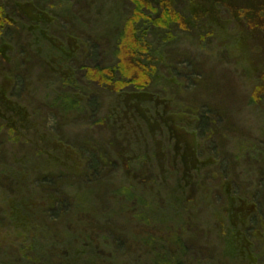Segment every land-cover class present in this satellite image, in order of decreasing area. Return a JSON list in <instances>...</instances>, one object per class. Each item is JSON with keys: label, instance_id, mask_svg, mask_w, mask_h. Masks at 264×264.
I'll return each mask as SVG.
<instances>
[{"label": "trees", "instance_id": "1", "mask_svg": "<svg viewBox=\"0 0 264 264\" xmlns=\"http://www.w3.org/2000/svg\"><path fill=\"white\" fill-rule=\"evenodd\" d=\"M8 1L14 3L11 8L6 9L4 6ZM16 1L0 0V47L11 45L13 38L21 39L26 36L33 43L30 50L33 57L30 68L26 69L28 75H20L17 71L6 94L0 95V230L2 227L11 230L18 242L11 249L6 248L10 257L4 255L0 248V264H89L93 261L98 264L100 250L115 264H264L263 212L259 214L260 209L255 211L253 216L247 217L246 222L241 207L239 217L243 223L230 221L227 216L234 206L226 209L228 200L223 194L222 182L203 180L200 165H188L187 174L190 175L188 178L184 176L182 185H178L171 177L167 184L158 180V187L156 184L151 185L152 190L150 187L144 189L143 181L129 184L119 172H103L101 164L105 158L97 152L89 159L87 168L77 165L73 168L72 163L67 160L66 144L58 138L63 131L57 127V120V131H53L47 119L30 120L13 113L16 102L23 106L28 104L25 101L30 95L22 91L27 85L33 84L34 72L40 68L41 72L47 73L48 69L53 68L55 59L53 52H48L50 57L39 55V48L52 49L45 40L52 35L48 33V27L36 23L32 18L26 19L20 13V7L15 5ZM205 1L208 0H198L201 3ZM251 1L252 6H239L238 19L249 29L257 27L264 31V0ZM24 3L36 12H46L53 21L59 18L58 21L63 22L64 32L55 38L63 36V39L72 38L77 41V48L73 50L80 53L78 56H71V60L78 62V57L87 53L97 65L105 61L103 67H96L98 75L95 78H92L88 68L81 70L85 84H95L90 91L81 90L74 97L66 91L60 92L61 97L55 95L53 102H58L59 112L67 118L63 123L67 127L73 124L70 119H74L78 112L89 108L83 102L93 98L91 105L95 110L92 113H96V120L93 121L92 128L112 118L113 122L116 120L119 123L121 131H125L130 122L137 134L146 136L148 127L141 117L143 115L134 107L136 99L129 95L153 94L157 88L156 96L164 98L167 103L169 100L183 99L186 94L182 89L183 76L185 72L188 73V69H179L173 61L179 55L193 57L197 41L204 35H209L202 24L205 16L203 13L180 9V6L187 4L186 0H29ZM242 3H245L244 0H218L215 5L229 7L235 18L234 8ZM13 18L20 20L15 23ZM233 18L229 20L233 22ZM57 23L49 26L53 32ZM85 39L92 41V48L84 49ZM65 46L68 47L66 42ZM7 50L8 47L6 52ZM2 56L0 49V59ZM204 61V71L206 67L207 70L213 67L212 58ZM55 65L61 66V62L57 61ZM9 68L13 71V66ZM64 68L72 69L73 72L62 79V87L78 90L76 84L80 81L79 70L75 71L76 68L68 63ZM4 70H7V63H1L0 60V83L4 78ZM217 70L220 71L218 68L210 73ZM224 74L225 77L229 75L227 72ZM249 86L245 98H248L249 103L255 104V87L260 98L264 97V77L260 86L253 83ZM204 92L202 97L210 101L213 92ZM36 94L37 89L31 93L33 99L39 98ZM224 95L226 98L235 97L229 93ZM42 98L48 105L49 95ZM106 102L112 104L107 106ZM50 106L52 107L51 103ZM141 106L146 108L144 104ZM177 107L175 114L189 115L180 108L181 105ZM171 112L169 116H172ZM220 113L219 108L215 107L210 113H202L199 118L193 119V123H196V132L193 131V134L200 139L194 156H198V150L204 147L208 135L216 131L211 127L215 116L223 117ZM158 116L161 117L156 113L152 115L159 119ZM143 117L147 120L150 116L144 114ZM35 125H38L35 127L38 132L31 135L27 131ZM185 125L188 127L187 124H182ZM230 130V127H224L219 131L224 141L223 134H229ZM119 131L118 129L117 133ZM170 136V133L161 136L159 141H167ZM242 141L240 138L237 141L232 139L226 144L236 152V156L234 153L232 158L237 159L235 170L240 174L236 176L245 186L241 193L244 200L249 195L248 192L254 194L255 191V195L250 194L254 198L258 192H262L257 179L264 173V157L256 144L252 146L246 143L242 146ZM200 154L207 155L204 150ZM71 155L76 158V150ZM211 159L212 164L207 168L209 173L220 171L214 158ZM175 194L180 196V201ZM232 195L235 196L234 193ZM25 202L29 204L25 205ZM32 202H36L38 207ZM158 204H164L172 213L176 211L173 223H157L149 214L152 207L155 211L160 210ZM257 204H264V200ZM48 209L61 213L64 218L56 223L42 222L38 217ZM21 213L29 216L30 231L25 232L19 226L17 218ZM196 215L200 218L198 224L195 222ZM16 220L19 226L17 229L13 227ZM105 225H109L112 233L110 238L119 236L124 239L123 249L103 237L104 235L93 237L91 229ZM52 228L61 229L58 232ZM249 228H255L252 235H248ZM67 229L75 230L70 239L66 238ZM198 232L203 233L202 238L198 237ZM242 234L246 236L238 240ZM209 235H213L209 242L201 244ZM249 238H255V262L239 254L242 248L237 246L243 245L244 239ZM26 244L32 247L27 250ZM209 245L212 248L206 252ZM81 248L89 251L86 260L78 259L77 252ZM242 252L247 254L245 249Z\"/></svg>", "mask_w": 264, "mask_h": 264}, {"label": "rangeland", "instance_id": "2", "mask_svg": "<svg viewBox=\"0 0 264 264\" xmlns=\"http://www.w3.org/2000/svg\"><path fill=\"white\" fill-rule=\"evenodd\" d=\"M27 1L29 0H17L15 2V5L20 7V13L26 19L32 18L36 23L42 24L43 26L46 25V27H48V33L52 34L51 37L45 38L48 42V46H51L52 49L44 48L46 50L45 52V50L39 48V55L40 57H50L48 52H53V57H55V59H53V68L48 69L47 73H44V71L41 72L40 68L34 72L35 77L33 76V84L27 85L26 89L22 91L26 93V95H30L25 101L28 102V104L23 106L16 102V106L13 107V113L17 114L19 117L23 116L29 118L30 120L38 119L39 121H46L47 119L53 131H57L55 128V121L57 120V127L63 131L62 135L58 138L65 142V151L68 153L67 160L72 163L71 165L73 168L76 165L80 168H87V165L90 164L89 159L97 152L102 154L101 157L105 158L104 162L101 164L103 165V172L107 174H110V172L115 174L119 172L125 176L129 184L143 181L145 182L144 189L150 187L152 190L153 187L151 185L155 186L157 184L158 187V180L162 184H167V181L171 177L175 179L178 185H182L181 180L184 179V176L188 178V175H190L187 174L189 170L188 165H200L199 169H201L203 180L212 179L222 182L223 194L226 195L228 200L226 209L234 206L232 212L227 216L230 221L243 223L242 218L239 217L241 207L246 216V222L247 217L253 216L255 211H259V209V214L263 212L264 218V204H257V202L259 203L264 200V173L257 179L262 192H258L256 198L252 197L255 195V191L254 194L248 192L249 195H246L243 200L241 193L245 186L236 176L240 174V172L235 170L237 159L232 158L234 153L236 156V152L233 151L230 145L226 144L227 141L232 139H235V141L239 140V138L243 139L241 143H244V145L242 146H245L246 143L252 144V146L256 144L258 150L264 157V97L260 98V94L256 91L255 87V104L249 103L247 100L248 98H245L249 92L247 90L249 84L253 83L260 86L261 80H263L264 77V31L257 27L249 29L238 19V14L240 12L239 6L243 4L252 6L253 2L251 0H244L245 3L234 8L236 12L235 18H233L229 7H218L215 5L218 0H208L204 3L198 2V0H186L187 4L184 7L180 6V9L184 11H200L203 13L205 16L202 20V24L203 27L207 28L209 31V35H204L202 39L197 41L196 48H194L193 51V57L189 58L179 55V57L175 58L176 60L173 61L179 69H188V73L185 72L186 74L183 76L182 89L186 93L183 99H177L176 101L169 100V103H167L164 101V98L162 99L160 96H156L158 95L157 88L153 94L129 95L132 96L133 99H136L134 103L136 110L140 111L143 116L144 114L150 116L147 120L141 116L148 127L146 136L141 133L137 134L130 122L126 125L125 131H121L119 123L117 124L116 120L113 122L112 118H109L108 121H104L96 128H92V123L96 120V113H92V111L95 110L91 105L94 102L93 98L87 100L90 104H88V102H83L85 106L89 105L88 109L78 112V115L74 119H70L73 121V124L70 125L71 128L63 125L67 118L59 112L58 102H53L55 95L60 96V92L66 91L73 94L71 97H74L77 96L81 90L82 92L84 89L85 91H90L95 84L91 82L90 85L88 84L89 86L86 85L82 80V74H80V72L88 68L91 71L92 78H95L98 75L96 67H103L105 61L97 65L92 57H88L87 53L78 57L79 63L75 60H71V56L75 54L78 56V53H80H76V50H73L77 48V41L72 38L63 39V36L55 38V36L64 32L63 22L58 21L60 20L59 18L53 21V18L46 12H36L24 3ZM13 3L12 1H8L4 7H6V9L11 8ZM231 17L233 18V22L229 20ZM13 20V22L16 23L20 19L13 18ZM54 22L58 23L53 32L49 26ZM79 35L84 36V34ZM24 37L21 39L13 38L11 45H2L0 47L3 55L0 59L1 63H7V70L2 71L4 78L0 83V95L6 94L8 87L12 84V78L16 76L15 73L17 71H19L20 75H28L26 69L28 67L30 68V61L33 57L31 56L33 52H30L33 43L27 40L26 36ZM65 42L68 47L65 46ZM84 44L86 45L84 49H88L92 48L93 43L90 40H86ZM6 47H8L7 52ZM54 53L59 56L54 55ZM62 54L65 57L62 56ZM206 58H212L213 67H209L208 70L206 67L204 71V59ZM57 61L61 62V66L55 65ZM67 63L75 67V71L79 70L78 75L80 76V81L76 84L79 88L78 90L74 89V91L72 88H64L61 85L62 79L69 77L73 72L72 69L64 68ZM9 66H13V71ZM78 66L81 67L77 68ZM218 68L220 69L219 72L217 70L213 74L210 73ZM225 72L229 73L226 77L224 74ZM5 76L7 78H5ZM35 89L38 90L36 96L40 99H33L31 93ZM204 90L213 92L210 101L202 97V94L206 92H204ZM224 93L235 95V97L226 98ZM45 95H49L50 97L48 105L45 104L42 98ZM146 100L148 102H144ZM111 104L112 102H106L107 106ZM141 104L146 105V108H142ZM114 105L119 107L117 102H114ZM179 105H181L180 108L186 110L189 115L175 114L176 111H178L177 106ZM215 107L219 108L221 112L220 115L223 117L215 116L211 129H216V131L208 135L204 147L198 150V156L196 157V155L194 156L195 149L200 139L196 138L193 134V131L196 132L194 128L196 123H193V119L199 118L202 113H210ZM170 112L172 116H169ZM154 113L161 115V117L158 116L159 119L152 117ZM255 113L256 117H254ZM214 114H212V116ZM184 123L188 125L189 129L186 125L182 126ZM117 125L120 130L118 133ZM36 126L38 125H35L33 129L27 132H30L31 135L36 134V132H38V130L35 129ZM224 127L231 128L229 134H223L225 141L221 138L219 133ZM168 133L171 135L169 140L159 141L161 136ZM73 150L74 152L76 150V158L71 155ZM203 150L206 151L207 155L202 156V154H200V151ZM240 150L241 149H239V152ZM211 157L216 161V165L219 167L220 171H212L209 173L207 170L212 164ZM183 165L184 167H182ZM0 167H2V160H0ZM241 167L242 166H240V168ZM147 168L149 169L148 171ZM233 193L235 196L232 195ZM250 194H252V196ZM175 197L178 201L181 200L179 195L175 194ZM24 204L26 205L29 203L25 202ZM32 204L36 206L37 203L32 202ZM36 207H38V204ZM108 207L109 205L106 206V209ZM158 207L160 209L158 211H155L153 207V209L150 208L149 210V214L154 217L153 219L157 221V223H162V221L173 223L176 211L174 210L172 213L164 204H158ZM44 213L45 214H41L40 217H38V219L44 223L50 221L56 223L64 218L61 213L54 210L48 209L47 212ZM17 219L19 226L23 227L25 232L30 231L28 226L29 216L25 213H21ZM199 220V216L196 215V224H198ZM19 226L16 220L13 227L17 229ZM52 229H56V231L59 232L61 228ZM91 230L94 234V238H97L98 235H104L103 237H106L112 243H116L118 248L123 249L125 247L124 239H121L119 236H112V238H110L112 233L109 225ZM254 230L255 228L251 230L249 228L248 235H252ZM74 231L75 230H68L66 238L70 239ZM76 231L78 232V230ZM242 236L245 237L246 234L240 235L238 240H242ZM198 237L202 238L203 233L198 232ZM212 237L213 235L206 236L201 244H207ZM247 241L249 243H247ZM16 242L15 236L11 230L2 227L0 230V248L2 253L10 257V252H8L6 248L11 249L12 246L16 245ZM227 245H229V242H227ZM237 246L242 248L239 254L245 255L251 262H255V238H249L248 240L244 239L243 245ZM31 247V245L26 244L25 249L28 250ZM211 248L210 245L207 246L205 249L206 252L211 250ZM243 249L247 251V254L242 252ZM88 253L89 251L87 249L81 248L77 252L79 256L78 259L86 260ZM98 255L100 257L98 264H115L103 251H98ZM205 259L207 260L208 256H206ZM89 264H95V261Z\"/></svg>", "mask_w": 264, "mask_h": 264}]
</instances>
